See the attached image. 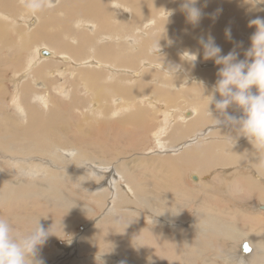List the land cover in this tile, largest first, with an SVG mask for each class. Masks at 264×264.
Segmentation results:
<instances>
[{
    "label": "bare ground",
    "instance_id": "6f19581e",
    "mask_svg": "<svg viewBox=\"0 0 264 264\" xmlns=\"http://www.w3.org/2000/svg\"><path fill=\"white\" fill-rule=\"evenodd\" d=\"M2 1L0 9L27 21L28 31L17 24L11 38L9 24L0 19V38L7 45L11 43L7 46L0 41V65L22 70L16 76L14 98L0 83V160L4 161H0V179L6 164L15 168L13 176L27 178L25 184L1 180L0 215L10 218L21 232L40 218L46 229L52 226L53 239L48 241L55 245L64 228L68 232L72 223L80 221L68 223L61 215L71 209L64 206L77 211V203L67 199L58 186L75 176L81 184L89 185L97 182L98 176L102 177L101 186L112 192L116 189L112 179L117 183L113 196L118 198L119 207H108L102 216L92 218L95 223L101 218L99 226L84 231L80 245L84 253H98L89 259L105 264H197L202 257L207 264H218L216 259L228 264L223 254L229 253V247L223 243L244 237L249 240L243 239L238 248L242 254V245H249V255L242 254L248 263L256 264L259 256L264 258V231L256 228L264 223V217L252 212L249 215L232 205L256 199L263 210L264 148L242 142L244 136L230 126L209 128L213 122L208 111L210 97L206 95L218 79L220 65L204 59L199 43V37L211 34L222 54L235 48L239 59H244L256 31L249 20L264 16V3H257L264 0H199L196 6L203 16L195 25L181 10L183 0H45V7L36 13L24 7V0H11L17 7ZM226 28L231 29L232 39L226 37ZM21 39L27 42L23 44ZM238 42L242 43L237 46ZM44 51L49 55L44 56ZM188 53L196 54V60ZM175 66L180 67L177 73L169 70ZM58 78H63L61 83ZM12 99L16 114L9 113ZM210 107L219 115L214 105ZM228 111L237 116L242 113L235 105ZM161 116L164 118L159 122ZM199 129L203 132L175 145L183 135L197 134ZM149 135L156 138L157 154L154 150L146 153L147 143L151 144ZM207 136L213 146L212 156L206 155L209 150H203V156H192V148ZM31 159L35 162L30 163ZM201 159L209 161L207 172L200 169L190 173V167ZM179 162L185 164L192 184H201L200 190L186 186ZM228 165L233 166L232 179L227 177L223 190L237 197L235 202H229L226 195L221 198L217 190L207 186L208 181L205 183L211 178L205 174L214 166ZM106 194L100 191L98 198ZM198 196L202 197L194 204L193 223L187 232L185 228L190 237L198 238L200 244L196 245V238L193 244L189 236L183 239L180 224L189 213L185 211L187 205ZM135 212L151 221V227L136 218L132 221ZM215 240L219 247L210 242ZM212 252L215 260L210 258ZM55 255L52 257L58 263ZM78 259L86 263L81 254ZM239 262L235 258V264Z\"/></svg>",
    "mask_w": 264,
    "mask_h": 264
},
{
    "label": "clouds",
    "instance_id": "9594fccd",
    "mask_svg": "<svg viewBox=\"0 0 264 264\" xmlns=\"http://www.w3.org/2000/svg\"><path fill=\"white\" fill-rule=\"evenodd\" d=\"M198 2L183 0L180 5L188 22L193 25L198 24L203 16L201 8L196 6ZM24 7L36 13L45 7V0H24ZM249 26H255L256 31L250 37L251 46L245 51L244 59H239L235 48L222 54L223 49L211 34L199 37V43L204 59L214 60L216 65H220L218 79L206 95L210 97L208 111L216 126H230L239 136L246 137L258 148H264V16L250 19ZM225 35L232 39L230 28L225 29ZM239 43L242 42L237 46ZM188 54L194 55L193 61L196 60V54ZM169 70L177 73L180 67H169ZM211 105L215 106L218 116L213 115ZM233 105L242 111V115L228 111ZM51 227L46 229L39 218L27 231L21 232L10 218L0 215V264H46L43 258H38V253L53 234ZM121 264L125 262L121 261Z\"/></svg>",
    "mask_w": 264,
    "mask_h": 264
},
{
    "label": "rangeland",
    "instance_id": "374dc122",
    "mask_svg": "<svg viewBox=\"0 0 264 264\" xmlns=\"http://www.w3.org/2000/svg\"><path fill=\"white\" fill-rule=\"evenodd\" d=\"M0 1H2V0H0ZM9 2H11V3H9ZM2 3L3 4H7V5H10V6H15V7H17L18 5L14 2V1H11V0H3L2 1ZM0 19L3 21V23H5V24H9V26H10V28H7V33L10 35V37L12 38L13 37V34H12V28L13 27H17V24H21V27L24 29V30H26V31H28V26H27V21H23V20H21L20 21V19L18 20L17 18H15V17H12V16H10V15H8V13L6 12V11H4V10H2V9H0ZM2 12L3 13H7V14H2ZM41 14V13H40ZM9 16V17H8ZM11 18H13V20L11 19ZM15 18V19H14ZM21 22V23H20ZM25 23V24H24ZM11 24V25H10ZM16 24V25H15ZM26 26V27H25ZM16 29H18V27L16 28ZM4 38H6V40H7V37H4ZM4 39H1L0 38V41L2 42ZM20 41H22V43L23 44H25L24 42H27V41H25V40H23V39H21ZM20 41H18L17 40V44H20L21 42ZM12 42H13V40H12ZM3 43H5V40H4V42ZM6 44V43H5ZM9 44V43H8ZM1 45V44H0ZM7 45V44H6ZM9 45H11V43L9 44ZM9 45H7V46H9ZM69 51V50H68ZM71 52V51H70ZM9 53V52H8ZM4 67V68H3ZM79 67V66H78ZM219 67V66H218ZM0 83L3 85L2 87L3 88H7L9 91H10V93L13 95V98L15 97L14 95H16V94H14V90H15V87H14V84H15V80H18V78H16V76H17V74L19 73V72H22V70L21 69H17V68H14V67H7L6 65H0ZM12 68H14L13 70H12ZM80 68V67H79ZM6 69H8V70H6ZM80 69H82V68H80ZM2 70V71H1ZM5 70V71H4ZM8 71V72H7ZM17 72V73H16ZM2 73V74H1ZM6 73V74H5ZM4 74V75H3ZM3 75V76H2ZM14 77V78H13ZM55 78H57V76H55ZM58 79H60V80H58L60 83L62 82V80H63V78H58ZM14 81V82H13ZM253 91H254V89H253ZM77 94V96H79L81 93H80V91L78 92V93H76ZM79 94V95H78ZM10 95H8V97H9ZM12 97V96H11ZM219 98V97H218ZM175 99H173V102L175 103V105L177 104V101H174ZM121 107H122V105H121ZM242 112V111H241ZM240 112V113H241ZM9 113H17V110H16V106H15V104H14V102H13V99H12V102L10 103V109H9ZM239 113V114H240ZM216 114V113H215ZM242 114V113H241ZM240 114V115H241ZM123 114H121V116H122ZM214 115V114H213ZM214 116H216V115H214ZM218 116V115H217ZM209 117H210V115H209ZM212 117V116H211ZM210 117V119L212 120V122H213V126H209V128H213L214 127V125H216V121L213 119V117L211 118ZM164 117H160L159 118V122H161L162 121V119H163ZM189 118V117H188ZM179 123L181 122V121H179V120H177ZM109 122H111V121H109ZM157 125H159V124H157ZM223 125H219V127L218 128H223L222 127ZM157 128H159V126H156ZM209 128H206V129H209ZM218 128H215V129H218ZM204 129V128H203ZM203 129H199L200 131H197L196 133L197 134H193V135H191V134H189V135H187V137L185 138L184 137V135H183V137H182V139L184 140V139H187V141L185 140V141H183L182 139V141H179L177 144H175V145H177L178 146V144H184V143H187L188 141H190L191 139H193L195 136H197V135H199L200 133H202L203 132ZM204 131H206V130H204ZM181 132V131H180ZM179 134V133H178ZM191 136V137H190ZM148 137H150L151 138V144L148 142L147 144H149V147L147 148V150L148 151H146V153H151L152 152V150H154V152L155 151H157V150H159L158 149V147H156V144H157V142H156V138H154L152 135H149ZM210 136H207L205 139H202V140H199V144H196L197 146H194V147H198V148H195V150H194V147L192 148V156L193 155H198V154H200L201 156H203L202 155V151L203 150H209V152L208 151H206L207 152V156H212V154H211V151H212V149H213V146L211 147L210 146V143L211 142H209L210 141V138H209ZM225 139L226 138V136H224V137H220V139ZM243 141H249L246 137H243V140H242V142ZM197 143V142H196ZM203 143H205V145H203ZM195 144V143H194ZM193 144V145H194ZM207 144V145H206ZM155 147V148H154ZM205 147H207V148H205ZM229 148H231L230 147V145H229ZM201 150V152H200V150ZM219 149H222L221 148V146H220V144H219ZM211 150V151H210ZM69 151H71L70 149H69ZM182 151V150H181ZM178 152H180V151H178ZM67 153H70V152H67ZM156 153V152H155ZM157 154V153H156ZM221 155H223V154H221ZM257 156V155H256ZM28 158H32V156H28ZM43 160H49V158L48 157H44L43 158ZM203 160H205V161H203ZM201 159L200 160V162H198L197 164H195V165H193V166H191L190 168H191V170H190V173H199V171H200V169H201V171H204V172H207V170H208V168L209 167H207L206 166V164L209 162L207 159ZM0 161H2V163H4V161L1 159ZM31 162L30 163H34L35 162V160H33V159H31L30 160ZM185 162V161H184ZM203 163V162H205V163H203V164H199V163ZM37 163H41L40 161H38ZM180 163V162H179ZM183 163V162H182ZM180 163V166L182 167L183 165L185 166V164L183 163ZM201 167H200V166ZM4 166V169L6 170L5 172H3V174H4V176L0 179V182H1V180L3 181L4 179H6L8 182H11V181H17L19 184H25V181H24V178H27V177H19V176H13L12 175V171L13 170H15V168L11 165V164H6V165H3ZM45 166H47V165H45ZM183 166V169H181L182 171H183V177H184V179L187 181V184L188 185H186V186H190V187H188V188H194L195 190H200L201 189V184L199 185H194V184H192V182H191V180H190V178H189V174H186L187 173V170H186V167H184ZM229 166V165H228ZM226 166V167H217V166H214L213 168H212V170H210L208 173H206L205 174V176L206 175H208V176H210L211 178L210 179H208V180H205V183L207 184V186L209 187V185H211L212 187V189H214V191L215 190H217V192H215V193H218L220 196H221V198H224V197H226V196H228V197H226L227 199L229 198V202H235L236 200H237V197L236 198H234V197H232L230 194L228 195V194H226L225 192H224V188L227 186L225 183H226V181H227V177L230 175V172H231V170L233 169V166ZM81 167H82V165H81ZM104 167L106 168L107 166H102V169H104ZM196 167H198V168H196ZM200 167V168H199ZM211 167V166H210ZM107 168H109V167H107ZM204 168H206V169H204ZM238 168H241L240 166H238ZM102 169H100V171L102 172ZM198 169V170H197ZM75 170V169H74ZM78 170H80V169H78ZM82 170V169H81ZM186 170V171H185ZM196 171H198V172H196ZM225 171H227V172H225ZM77 173L76 171H71V173ZM211 172V173H210ZM221 172V174H218V173H220ZM84 173V172H83ZM84 174H86V172L84 173ZM186 174V175H185ZM223 174H225V175H223ZM224 176H225V178H224ZM10 178V179H9ZM75 178V179H74ZM100 179V180H99ZM189 179V180H188ZM230 179H232V177H228V180H230ZM71 182H70V181ZM95 180L97 181V182H95V183H92V184H87V185H83V184H81L80 182H81V179H76V176L75 177H71V178H68V179H66L65 181H63L59 186H58V189L60 190V191H62L63 192V194L65 195V197L67 198V199H72V200H74V202L75 203H77L76 204V208H77V211H75V209H72V207L71 206H64V208H68V207H70L71 209H67V211L65 212V213H63V214H61V215H63L64 217H65V219L68 221V223L70 222V220H80V221H78L77 223H72L71 224V226H70V230L68 231V232H66V230H65V228H64V233L63 234H61L62 235V237L61 238H59V240H57L56 241V243H55V245H54V241H53V244H51V243H49V241H50V239H48L49 241H47V243L48 244H45L44 245V247L42 248V251L40 250L39 251V253H38V257H42L43 259H44V261L46 262V264H54L55 262V264H71V263H73V261H74V259H76L77 258V260L75 261V263L74 264H81L80 262H79V259H78V257L80 256V254H81V257L85 260V264H105V262L103 261H98V260H96V258H93V259H89L88 257L89 256H93L94 254H98V253H88L87 254V252H85L84 253V250H83V248L80 246V245H82L83 246V244H81L82 243V239H83V236L85 235V232H87L88 230H89V228H90V226H92V227H94L95 225H97V226H99V224H100V222H101V218H99V220L95 223L94 221H92L93 219H96V218H98V217H100V216H102L105 212H107V210H109V208L110 209H115L116 207H119V206H116V202L118 201V198H115L113 195H116L117 194V183L112 179V181L114 182V184L116 185H114L115 187H116V189L112 192L108 187H103V186H101V183H100V181L102 180V177H95ZM80 181V182H79ZM214 181V182H213ZM39 183H46V182H44V181H38ZM69 182V183H68ZM189 182V183H188ZM191 182V183H190ZM96 183H98L97 185H96ZM100 183V184H99ZM78 186H77V185ZM80 184V185H79ZM82 185V186H81ZM92 185H94V186H92ZM214 185V186H213ZM62 186H64L65 188H63ZM67 186H68V188H67ZM77 186V187H76ZM98 187V186H101V188L99 189V190H94L96 187ZM40 188H41V186H40ZM63 188V189H62ZM80 188V189H79ZM90 188V189H89ZM200 188V189H199ZM216 188V189H215ZM62 189V190H61ZM65 189V190H64ZM67 189V190H66ZM105 189H107V190H105ZM184 189V188H183ZM220 191H219V190ZM224 189V190H223ZM68 190H70V191H68ZM109 190V191H108ZM79 191H80V193H79ZM100 191H102V192H106V193H108V194H106L105 196V198H103V199H100V198H98V195H99V193H100ZM97 192H98V194H97ZM125 192V191H124ZM68 194V195H67ZM74 194V196H72ZM120 194H122V192H120ZM124 194H126V192L124 193ZM222 194V195H221ZM96 195V196H95ZM226 195V196H225ZM91 196H93V197H91ZM113 196V197H112ZM122 196H124L123 194H122ZM224 196V197H223ZM231 196V197H230ZM94 197H96L95 199H94ZM109 197H110V199H109ZM125 198H126V196H124ZM201 197L202 196H198V199H195L194 200V203H193V201L191 202V203H189L187 206V208L185 209V211H187V212H189L188 214H187V216L186 217H182V223L180 224L181 225V227H182V231H184L182 234H181V236L183 237V239H185V238H187L188 236L190 237V235L189 234H187L186 232H187V229H189L187 226H189V225H191L192 223H193V219L191 220V218L193 217V218H195V209L196 208H194V207H196L195 205L199 202V200L201 199ZM82 198V199H81ZM107 198V199H106ZM225 198V199H226ZM85 199V200H84ZM87 199V200H86ZM129 199V198H128ZM231 199V200H230ZM99 200V201H98ZM115 201V202H113L112 203V201ZM107 201H109L108 203H107ZM258 200H256V199H251V200H246V201H244V200H242L240 203L238 202V201H236L235 203H233L232 205H236V207L239 209V207H240V209H243L244 211H246V213H248L249 215H250V213L252 212V214H256V215H259V216H262V217H264V210H262L260 207H261V203L258 201ZM106 202V203H105ZM123 202V201H122ZM238 202V203H237ZM256 204H255V203ZM85 205H83V204ZM115 203V204H114ZM248 203V204H247ZM82 204V205H81ZM108 204V205H107ZM195 204V205H194ZM254 204V205H253ZM239 205V206H238ZM246 205V206H245ZM192 206V207H191ZM243 206H244V208H243ZM263 206V205H262ZM81 207V208H80ZM88 207V209L86 210L85 208H87ZM100 207V208H99ZM109 207V208H108ZM252 207V208H251ZM102 208V209H101ZM259 209V210H258ZM140 210L141 211H143L141 208H140ZM250 210V211H249ZM71 211H72V213H71ZM75 211V212H74ZM102 212V213H101ZM260 212V213H259ZM82 213H84L83 215H82ZM88 213H90V215H88ZM130 213H132V212H130ZM191 213V214H190ZM193 213V214H192ZM258 213V214H257ZM71 214V215H70ZM67 215V216H66ZM74 215H75V217H74ZM81 215V216H80ZM113 215H115V214H113ZM192 215V216H191ZM194 215V216H193ZM63 216H61V218L63 217ZM137 216V217H136ZM91 217V219H89ZM83 218V219H82ZM93 218V219H92ZM134 218H136V221L138 222V223H141V224H145V225H147V226H149V227H151V221H149L148 219H146V218H144V217H142V216H140L139 214H136V212H135V214H134V216H133V218H132V221H134ZM143 218V219H142ZM138 219V220H137ZM84 220V221H83ZM149 221V222H148ZM79 222H80V224H79ZM95 223V224H94ZM92 224V225H91ZM150 224V225H149ZM183 224H184V226H183ZM263 224V225H262ZM262 224H260V225H257L256 226V228L258 229V230H260V229H262V232L264 231V223H262ZM76 225V226H75ZM65 226V225H64ZM152 226H154V224L152 225ZM156 226V225H155ZM260 226V227H259ZM180 227V228H181ZM187 227V228H186ZM184 228V229H183ZM185 228H186V232H185ZM83 231V232H82ZM85 231V232H84ZM172 235H173V233H171ZM176 235V234H175ZM174 236V235H173ZM51 238H52V236H50ZM128 236H126V238H127ZM195 238L196 237H194V235H191V237H190V239L191 240H189V242H191L192 244H193V242H194V240H195ZM247 238V239H246ZM53 239V238H52ZM58 239V238H57ZM183 239H180V240H183ZM244 240H249V238L248 237H244L243 238ZM243 239H237V240H233L232 242L231 241H227L226 242V244H224L223 243V245H225V246H227V244H228V246L227 247H229V249H227V252H229V253H224L223 255L224 256H226L227 258H228V264L230 263V264H235V258H239V261L241 262H239L238 264H249L248 263V261H247V258H245L244 256H247V255H249V253L248 254H244V253H242V254H244V256L239 252L240 250H239V248H238V246H239V244H240V242L243 240ZM214 240V239H213ZM70 241V242H69ZM71 241H72V245H71ZM79 241V242H78ZM186 242H188V241H186ZM211 243H214V247H219L220 246V242L217 240H215V241H210ZM229 242V243H228ZM198 243V244H197ZM78 244V245H77ZM195 244L196 245H199L200 243L198 242V238H196V241H195ZM54 245V246H53ZM69 245H70V247H69ZM46 246H47V248H46ZM50 246H52V247H49ZM60 246V247H59ZM63 246H64V249H63ZM72 246V247H71ZM49 248V249H48ZM53 248V249H52ZM55 248H56V250H55ZM77 248V249H76ZM82 248V249H81ZM72 249V250H71ZM51 250H53V251H51ZM63 250H66V251H68L67 253H66V251L65 252H63ZM74 250V251H73ZM81 250V251H80ZM83 250V251H82ZM216 250V249H215ZM215 250H213V252H216ZM70 251H72V252H70ZM79 251V252H78ZM60 252V253H59ZM74 252V253H73ZM83 252V253H82ZM213 252L211 253V256H210V258H212V260H215V258L213 257ZM44 254V255H43ZM57 255V259L59 260V262L57 263V261H56V258H54V257H52V255ZM60 254H63L62 256H61V258H60ZM79 254V255H78ZM42 255V256H41ZM55 255V256H56ZM186 255V254H185ZM184 255V256H185ZM65 257V258H64ZM205 257H207V255L205 256ZM230 257V258H229ZM232 257V258H231ZM52 258H53V260H52ZM60 258V259H59ZM87 258V259H86ZM51 259V260H50ZM63 259V260H62ZM69 259V260H68ZM72 259V261H70ZM61 261V262H60ZM67 261V262H66ZM200 261V262H199ZM220 261V262H219ZM219 261H218V259H216V262L218 263V264H220V263H222L223 264V261L221 260V259H219ZM52 262V263H51ZM202 262V263H201ZM197 264H207L206 262H204L203 261V259H202V257L201 258H199L198 260H197V262H196ZM254 263H256V264H264V258H263V256H259V258H257L256 260H255V262Z\"/></svg>",
    "mask_w": 264,
    "mask_h": 264
},
{
    "label": "water",
    "instance_id": "95a60500",
    "mask_svg": "<svg viewBox=\"0 0 264 264\" xmlns=\"http://www.w3.org/2000/svg\"><path fill=\"white\" fill-rule=\"evenodd\" d=\"M43 55H44V56H48L49 53H48L47 51H44V52H43ZM194 180H196L195 177H194ZM263 210H264V208H263ZM242 250H243V253H245V254H248V253L251 252V249H250V247H249V245H248L247 243H244V244L242 245Z\"/></svg>",
    "mask_w": 264,
    "mask_h": 264
}]
</instances>
